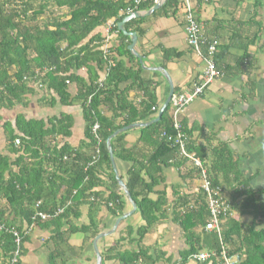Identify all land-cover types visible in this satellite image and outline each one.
<instances>
[{
	"label": "trees",
	"instance_id": "1",
	"mask_svg": "<svg viewBox=\"0 0 264 264\" xmlns=\"http://www.w3.org/2000/svg\"><path fill=\"white\" fill-rule=\"evenodd\" d=\"M37 1L40 2L38 7L35 6V0H0V109H10L18 104L27 106V95L34 93L33 84L38 81L44 85L43 96L49 106L53 107L57 102L72 105V93L66 83L69 80L77 85L79 95L76 100L80 102L84 112V143L94 151L97 146L100 157L94 160V152L85 156L81 154V150L74 149L67 143L58 146V136H69L73 125L72 118L67 114L54 116L46 121L27 118L24 114L16 116L15 126L10 122L3 125L8 153L0 151V200L5 199L8 205H0V224L20 230L26 241L29 236L23 225L32 224V216L37 211L52 213L59 206L57 202L65 205L70 200L72 203L63 215L45 222L37 221V226L48 230L52 234L51 238L58 244V240L67 239L64 226L71 221V213L73 216L83 204H90V208L94 209L99 207L98 203L102 198L94 191V187L103 182L98 173L100 169L105 170L103 164L112 171L106 140L117 130L150 116L155 106L154 83L141 78L140 64L130 54L124 41L129 38L117 28V23L126 16L125 11L132 5V0ZM155 3L156 0H147L134 9L148 11ZM179 6H182L179 0H167L153 14H175ZM47 8H50V13L45 12ZM54 8H68L69 11L57 16L53 12ZM44 13L52 15V21H38ZM112 18H115L112 31L118 33L121 42L113 54H106L100 49L103 39L99 36L84 42L94 29ZM144 19L130 20L125 27L144 34L145 29L141 27ZM197 21L200 23L198 19ZM200 24L204 29L203 24ZM203 36L205 41L201 45V51L206 56L208 43L217 38L208 39L204 33ZM96 39L99 40L97 43ZM218 48L219 44L213 55L214 60ZM114 53L129 55L130 65L117 59ZM164 54L166 58L180 56L179 52L171 50H164ZM81 68H87L88 80L77 73ZM104 70L107 75L101 79L98 71ZM123 82L130 83L120 89L119 85ZM135 89L143 91L145 96L139 102L129 96V92ZM168 109L169 107L158 122L142 128V144L152 147L151 152L141 154L143 147L137 145L118 150L125 133H120L111 140L114 156L131 162L127 188L146 224L138 227L136 233L134 229H128L129 235L135 233L138 236L129 241L138 244L137 251L121 250V243L126 240L122 237L104 251L103 259L118 260L119 264H155L153 255L148 253L141 239L155 222L161 218H172L180 224L187 237L190 246L187 256L203 249L219 251L223 243L229 254H239V264H264V205L225 144L215 147L198 143L183 125V132L188 140V153L199 158L206 170L207 179L214 187L220 186L225 190L231 203V213L237 211L239 215L227 217L222 224V238L216 232H205L210 216L206 194L202 188L199 187L192 195L174 191L175 199L171 201L165 190L157 191L156 198L151 196L155 193V188L165 181L163 171L166 167L173 166L179 170L184 181L201 179L200 171L193 161L180 156L176 145L160 138L163 131L174 133ZM95 124L99 125L97 134L100 142L92 130ZM16 139H20L19 146L14 144ZM111 173L112 184L117 187V180ZM113 191L104 202L108 206L111 202L112 213L119 216L124 210L123 195ZM38 201H41V205L36 208ZM8 210L14 214H7ZM245 216H251L252 220L246 222L243 220ZM69 229L83 230L85 226H70ZM98 232V228L93 231L94 234ZM0 235V256L5 260L2 264H10L9 259L14 249L13 237L6 231ZM50 257L53 258V254Z\"/></svg>",
	"mask_w": 264,
	"mask_h": 264
},
{
	"label": "crops",
	"instance_id": "2",
	"mask_svg": "<svg viewBox=\"0 0 264 264\" xmlns=\"http://www.w3.org/2000/svg\"><path fill=\"white\" fill-rule=\"evenodd\" d=\"M179 1L182 6L177 7L178 10H175V14L166 16L164 13H157L140 17L145 18L141 24V27L145 29L144 34H138L134 29H126L138 35L134 49L142 60L133 53L130 52V54L140 64L141 78L154 83L155 110L152 108L150 116L139 122H150L156 119L161 108L165 105L170 84L164 72L168 74L173 84L175 95L188 88L204 69L203 58L195 53L187 43L184 30L185 0ZM38 4L40 2L35 0V6L38 7ZM189 4L192 6L196 19L203 24L204 35L208 39L216 37L219 40L215 61L222 72V77L211 83L202 96L184 108L180 117L182 125L186 126L191 137L198 143L215 147L225 144L233 154L241 173L250 180V187L258 193V199L264 205V0H189ZM49 9L47 8L45 12L50 13ZM68 11V8L53 9L57 16L67 14ZM46 13L40 16L38 21L41 20L42 23L52 21V15ZM114 23L115 18H112L104 25L98 26L84 42H87L91 37L99 36L103 39L100 49L104 50L106 54H113L114 49L121 44L118 33L112 31ZM127 37L129 39L125 38L124 41L128 48L131 38ZM98 41V39L95 40L96 43ZM164 50L179 52L180 56L166 58ZM114 56L123 60L128 66L130 65L129 55L120 56L114 53ZM96 68L99 70L97 66ZM77 73L88 80L87 68H81ZM98 73L101 79L107 75L106 70L98 71ZM129 83H121L120 89ZM33 88L35 89L34 93L27 95V106L18 104L10 109H0V151L8 153L3 125L10 122L15 126V118L19 114H24L27 118L44 119L45 121L54 116L59 117L62 114H67L72 118L73 125L69 136H58L56 142L58 146L61 147L67 143L74 149L81 150V154L85 156L92 152L96 155V150L94 151L87 143H84L86 123L82 106L76 100L79 95L77 85L75 83L69 85L73 99L72 105H62L57 102L53 107L47 104L43 90L34 85ZM129 96L136 102L145 98L143 91L136 89L131 90ZM168 107V115H170L171 101ZM57 108L58 110H56ZM142 128L135 127L122 132L125 134L117 149L120 150L122 147L129 149L137 145V147H143L144 151H141V154L142 152H151L152 147L142 144ZM99 157L100 150L97 158ZM65 158L67 159L66 156ZM114 162L116 173L112 161V171L106 164H103L105 170L100 169L101 171L98 173L103 182L94 187V191L98 192L102 198L98 203L99 207L94 209L90 208V204H83L76 209L73 216L71 213V221L66 222L64 226L67 239L65 241L58 240V244L51 238L52 234L48 230L38 226L30 229L29 239L23 243V251L18 264H96L94 238L101 232L112 230L117 218L132 209L131 203L119 184L114 187L110 179L111 172H113L115 179L118 175L127 186L131 162L115 156ZM163 176L165 181L155 188V193L151 195L153 198H156L157 191L165 190L167 198L171 201L175 199L174 191L192 195L199 187L201 188V179L184 181L181 172L173 166L164 168ZM111 190L123 195L124 210L119 216H115L112 213V207L104 202L109 198ZM60 203L57 202V205L64 208L65 213L69 203H65V205ZM7 214L12 216L14 213L8 210ZM229 216L238 217L239 215L237 211H234ZM226 220L227 218L223 220L222 224ZM243 220L250 222L252 218L245 216ZM145 224L146 222L137 209L131 216L122 220L116 229L114 228L113 233L98 240L97 244L101 255L122 237L126 240L121 243V250L137 251L138 244L129 241L132 237L133 239L138 238L135 234L136 230ZM26 226L27 224L23 225L24 230ZM70 226H85V229L71 231ZM96 228L99 229V232L94 234L93 231ZM128 229H134L135 233L129 235ZM141 241L148 253L153 255L155 264H211L194 260L192 255L196 252L191 256L186 255L190 247L187 237L180 224L173 221L172 218H161L155 222ZM56 249L58 250L56 251ZM52 254L53 258L50 257ZM102 260V264H119L118 260Z\"/></svg>",
	"mask_w": 264,
	"mask_h": 264
},
{
	"label": "built area",
	"instance_id": "3",
	"mask_svg": "<svg viewBox=\"0 0 264 264\" xmlns=\"http://www.w3.org/2000/svg\"><path fill=\"white\" fill-rule=\"evenodd\" d=\"M132 5L127 7V14H132L135 12L136 7L140 6L142 3L147 0H132ZM185 25L184 30L186 33V40L190 47L201 56L204 60V69L196 78V80L191 84V87L183 90L179 94H175L171 99V110H170V119L172 126L174 128V133L170 134L165 131L161 132L160 138L165 139L168 142L176 145L179 149V154L182 157H187L191 159L194 165L199 169L201 175V188L204 190L207 199V206L209 209V220L205 226L206 231L216 232L217 235L222 238V222L231 214V203L230 200L226 197L225 190L222 187H214L211 182L206 177V170L203 167L202 162L194 154L188 153L187 151V137L183 132V125L181 120V114L186 106L196 100L198 97L204 94L206 88L213 83L216 79L222 77L221 70L218 69L217 64L214 60V53L216 52V47L219 44L218 39H214L213 42L208 43V55L204 56L201 48L204 44V36L202 31V25L197 21L192 6L189 4V0H185ZM107 52V50H106ZM68 85L71 84L69 80L66 81ZM38 89L42 90L44 85L42 82L38 81L37 84H33ZM44 89V88H43ZM45 90V89H44ZM153 110L155 108L153 107ZM99 128L98 124H95L92 128L93 133L100 142V138L97 134ZM15 144H20V139L15 140ZM99 154V149L96 150V155L94 160L97 159ZM66 159V158H65ZM41 201L36 203V208H39ZM109 206H112V203H109ZM64 213V208L58 206L52 213L37 211L32 216L33 223L28 225L25 229L27 233L29 230L37 226V221H48L53 217H57ZM6 231L11 234L13 237L14 249L11 252V258L9 259L10 264H18V260L23 251V236L20 230L15 229L14 227L8 228L6 224H0V233ZM194 260L199 262H210L211 264H239L241 262L239 254L231 255L226 245L221 243L219 251H200L192 255Z\"/></svg>",
	"mask_w": 264,
	"mask_h": 264
},
{
	"label": "water",
	"instance_id": "4",
	"mask_svg": "<svg viewBox=\"0 0 264 264\" xmlns=\"http://www.w3.org/2000/svg\"><path fill=\"white\" fill-rule=\"evenodd\" d=\"M165 1L166 0H156V3L154 4V6L151 9H149L148 11H136V12H134L132 14H129V15L125 16L124 19L118 23V25H117L118 26V30L120 32H122L123 34H125V35H127V36H129L131 38V44L128 46V48H129L130 52L133 53L136 57H140L141 58V56L137 52H135V49H134L135 44L137 43L138 35L135 32L127 31L126 28H125V24L128 21L132 20V19L145 17V16L153 14L156 10H158L163 5V3ZM141 60H142V58H141ZM164 75L169 81L170 91H169V95H168L167 101H166L165 105L161 108L158 117L156 119L150 121V122H138V123H133V124H130L128 126H125V127L121 128V129L117 130L111 136H109L107 138V140H106L107 149H108L109 156H110V159L112 161V165L114 167L115 173H116V167H115V162H114V155H113L111 139L114 138L116 135H118V134H120L122 132H126V131H128V130H130L132 128H135V127L139 128V127L149 126V125L154 124V123L159 121L162 113L167 108V106L169 105V102L171 101V99H172V97L174 95L173 84L170 81V78L168 77V74L164 72ZM116 179H117V182H118L120 188L123 190L124 195L127 197L129 202L131 203L132 209H131V211L126 212L122 216L117 218V220H116V222L114 224V228L115 229H116V227L118 226V224L122 220L128 218L129 216H131L133 213H135L137 211V204L132 199V197L130 195V191L128 190L126 184L122 181V179L118 175H116ZM114 228L112 230H110V231L101 232L98 235H96V237L94 238L93 247H94V251H95V254H96V264H102V261H103L102 260L103 258H102V255H101L100 251H99L97 242H98V240L100 238L113 233L115 231Z\"/></svg>",
	"mask_w": 264,
	"mask_h": 264
},
{
	"label": "rangeland",
	"instance_id": "5",
	"mask_svg": "<svg viewBox=\"0 0 264 264\" xmlns=\"http://www.w3.org/2000/svg\"><path fill=\"white\" fill-rule=\"evenodd\" d=\"M45 92V91H44ZM56 110H58V108L56 109ZM0 205H1V207H6L8 204H7V202L4 200H0ZM131 211V210H130ZM248 218V217H247ZM121 248H122V246H121ZM0 258H2L1 260H0V262H2V261H5L4 259H3V257H0ZM7 260V259H6Z\"/></svg>",
	"mask_w": 264,
	"mask_h": 264
},
{
	"label": "clouds",
	"instance_id": "6",
	"mask_svg": "<svg viewBox=\"0 0 264 264\" xmlns=\"http://www.w3.org/2000/svg\"><path fill=\"white\" fill-rule=\"evenodd\" d=\"M135 12H136V11H135ZM125 13H126V16H127V15H129V14H127V12H126V11H125ZM14 144H15V141H14ZM15 145H16V144H15ZM19 145H20V144H19ZM19 145H16V146H19ZM97 149H98V148H96V150H97ZM68 203H69V205L71 204V202H70V201H68L66 204H68ZM27 226H28V225H27ZM27 226H26V227H27ZM24 231H25V230H24ZM25 232H26V231H25ZM26 233H27V232H26ZM23 243H24V240H23Z\"/></svg>",
	"mask_w": 264,
	"mask_h": 264
}]
</instances>
